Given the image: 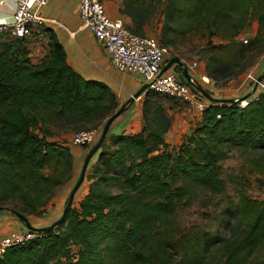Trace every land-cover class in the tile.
Instances as JSON below:
<instances>
[{
  "label": "trees",
  "instance_id": "16d2710c",
  "mask_svg": "<svg viewBox=\"0 0 264 264\" xmlns=\"http://www.w3.org/2000/svg\"><path fill=\"white\" fill-rule=\"evenodd\" d=\"M121 1V17L130 20L128 25L124 19L125 24L137 35L148 36L147 27L162 15L154 38L167 50L179 37L212 28V37L226 42L213 46L215 54L203 65L213 80L244 73L250 67L232 74L248 53L264 50V0ZM253 22L258 32L245 45L238 37ZM32 28L24 38L0 34V206L20 203L16 209L27 217L45 213L59 188L68 186V200L88 152L120 108L109 85L87 80L69 65L53 30ZM38 46L46 54L34 63L31 55ZM263 73L264 65L255 77ZM250 85L249 90L254 81ZM258 91L244 108L197 94L207 106L192 132L172 149L169 112L185 102L147 92L140 132L110 129L75 198L82 199L77 206L74 201L65 221L41 232L40 239L9 248L0 264H264V200L244 190L224 234L177 222L179 210L199 194L226 197L221 164L232 150L249 154L251 163L256 159L254 169L264 175V89ZM47 123L99 126V134L90 146L75 147L71 138L65 144L54 141V134L41 126ZM72 148L82 149V156Z\"/></svg>",
  "mask_w": 264,
  "mask_h": 264
},
{
  "label": "rangeland",
  "instance_id": "374dc122",
  "mask_svg": "<svg viewBox=\"0 0 264 264\" xmlns=\"http://www.w3.org/2000/svg\"><path fill=\"white\" fill-rule=\"evenodd\" d=\"M161 21L162 15L158 14L151 24L152 26L150 25L147 27L145 32L146 35L156 37V34L162 27V23H160ZM258 29L259 26L257 22H253L251 28L240 35L238 40L240 42L242 39H247L248 41L251 40V38L255 37L257 34ZM212 31L213 29L211 28L202 30L199 33L190 32L186 34L184 38H177L174 46H171L168 50L169 55H167V58L178 57L185 63L198 62L200 70L201 68L205 69L206 65L209 64L211 60L209 57L215 54L213 46L226 44V42L223 41L219 36L212 37ZM217 35L219 34L217 33ZM263 65L264 50L248 53L247 57H245L243 61H240L239 67L233 70L232 74H234V72H238L241 67L247 66L250 68L236 77L234 75H230L214 80L216 82V90L219 91L220 89H223L229 92V94L235 95V93H237L236 90L239 89V91H242L243 93L246 88V83H250L247 79L248 75L250 73L255 75L259 71V68ZM250 86L251 85L248 84L247 88ZM216 93L227 95V93H221L220 91H216ZM256 93H259L258 89ZM143 97L145 96L143 95ZM184 102L185 103L179 104L180 107H176L174 110L169 112V115H171L173 121V133L171 136H169V138L167 137L170 149L179 147L185 138L190 134V132H192V129L196 125V117L200 112L195 104L186 101ZM121 116H123V114ZM41 126H45L49 131H51L54 134L52 139L59 143L64 142L66 137H71L76 132L82 130L99 129V126L90 125L80 127L79 129H77V127L71 128L65 125L62 126L61 124L51 123L41 124ZM83 160V158L80 159L79 163L75 167V170H79ZM253 162L251 163L249 154L242 152L241 150H232L229 159L221 164L222 177L225 180L227 186L226 197L212 195L207 192L199 194L189 206L179 210L177 214V222L179 225L181 227H187L188 229L197 227L213 234L226 233L229 224L232 223L230 218L232 214V207L237 202L239 191L244 190L248 192V194L253 198L264 200V175L260 174L256 169H254L255 166ZM60 191H62V188H59L55 192V195L49 200L45 208V213H43L41 216H28L29 221L33 226L35 221L38 219H44L46 215L48 216V211L50 208L52 207L51 209H53L51 201H53L54 197H59ZM81 199L82 195H80L79 198L75 200V206L78 205ZM66 203L67 201L65 200L64 207ZM5 206L12 208L13 210H17L21 207V204L17 202H9L6 203ZM56 213H58V216L60 215L59 212ZM55 216L53 214L52 217L54 218ZM58 216L56 217L58 218ZM23 229H25V231L27 230L26 227H23Z\"/></svg>",
  "mask_w": 264,
  "mask_h": 264
},
{
  "label": "crops",
  "instance_id": "0c3cea01",
  "mask_svg": "<svg viewBox=\"0 0 264 264\" xmlns=\"http://www.w3.org/2000/svg\"><path fill=\"white\" fill-rule=\"evenodd\" d=\"M104 1L106 10L111 17H121V0ZM14 12V0H0V25L11 24L13 22ZM40 15L47 20L44 27L54 31L58 41L66 51L69 65L85 79L103 82L109 85L117 94L120 107L145 84L141 76L137 74L123 73L114 68L110 62L107 51L97 41L91 30L83 26L80 18L78 0H50L47 6L41 9ZM125 21L128 25L131 23L128 19H125ZM31 33L28 36H30ZM42 40L43 45L46 44V38L42 36ZM45 54L46 49L44 47L38 46L35 48L31 55L34 63H38ZM190 64L191 63H188V65ZM175 69L176 68L171 69V72L176 73ZM258 72L255 75H258ZM190 73L200 85H206L207 91L217 98L242 97L251 90L247 88L250 83H246V88L243 93L238 89L236 90L237 93L233 95L229 94L226 90L220 89L219 91L221 93H227V95L217 94L216 91H219L212 85L214 80L206 75L203 68H201V70L200 68L195 71L191 70ZM194 94L195 97H199L197 96L198 93L194 92ZM256 94L257 93L253 96ZM206 100L201 101L206 105ZM142 104L143 97L131 105L123 116L119 117L113 123L111 126L112 133L119 134L126 131L128 134H135L140 132L142 127ZM172 133L173 131L171 130L167 137L169 138ZM70 138V136L66 137L65 141L62 143L65 144ZM72 151L78 153V157L83 154V151L80 148H72ZM67 187L62 188L59 197L56 196L53 201H51L53 209H51L52 207L50 208L48 216L46 215L44 219H38L35 222L33 221L35 227H47L48 222L58 216V213L56 212H59V214L62 215L64 201L67 195ZM53 214L54 216L56 214L54 218L52 217ZM22 225L23 224L18 221V218L10 210H4L3 213L0 214V240L11 231H25V229H23L25 226Z\"/></svg>",
  "mask_w": 264,
  "mask_h": 264
},
{
  "label": "built area",
  "instance_id": "2783aa9c",
  "mask_svg": "<svg viewBox=\"0 0 264 264\" xmlns=\"http://www.w3.org/2000/svg\"><path fill=\"white\" fill-rule=\"evenodd\" d=\"M50 0H14L15 12L11 24L0 25V34L9 33L17 38L28 36L32 27L42 26L46 19L40 15L42 8ZM80 18L83 26L89 28L98 42L109 54L110 62L118 71L141 76L145 84H149L147 92H155L164 96L184 100L196 105L201 112L206 105L197 100L194 86L182 83L175 72L161 75L169 52L152 36H141L131 32L122 17H111L102 0H78ZM248 44L247 39H242ZM198 62L189 65L190 71L199 69ZM249 81H257L253 73L247 77ZM216 82L212 85L215 88ZM264 89V84L260 85ZM142 95V97H143ZM141 97V98H142ZM140 98V99H141ZM139 99V100H140ZM138 101V100H137ZM246 107L247 102L239 104ZM99 134V129L82 130L71 137L75 147H85L93 144ZM42 237L41 232L11 231L0 240V256L9 248L24 245Z\"/></svg>",
  "mask_w": 264,
  "mask_h": 264
},
{
  "label": "water",
  "instance_id": "95a60500",
  "mask_svg": "<svg viewBox=\"0 0 264 264\" xmlns=\"http://www.w3.org/2000/svg\"><path fill=\"white\" fill-rule=\"evenodd\" d=\"M173 68H176L175 71L178 74L179 79L182 81V83H184L186 85L192 84L194 86V92L195 93L200 94L202 97L207 99L209 102H213V103H234V104L236 103L239 105L242 102H246L248 99H250L257 92V89H258L260 83H262V81L264 80V73H263L261 76L258 77V79L254 83L252 89L246 95H244L242 97L217 98L214 95H212L211 93H209L207 90H205L202 87V85H200L196 81V79L190 73L188 63L181 61L180 58H178V57H174V58L169 60V62L162 69L161 75L171 71V69H173ZM148 88H149V84H144L137 93H135L128 101H126L119 108V110H117L107 120L106 124L103 127V130L101 132V135H100L98 141L92 146V148L88 152V154H87V156L83 162L79 179H78L77 183L75 184V186L73 187L72 191L70 192L69 198H68L67 203L64 207L62 215L60 216V218L56 222H54L49 227L37 228L30 223V221L26 215L20 213L17 210L10 209V211L18 218V220H20L22 222V224L26 227V229L31 230V231H35V232H45V231L52 230V229L58 227L59 225H61L65 221L67 214L69 213V211L71 210V208L74 204L77 193L79 192L82 185L84 184L89 164H90L91 160L93 159V157L101 149L103 142L105 141V139L107 138V136L109 134L111 126L122 114H124L127 111V109L131 105H133L137 100H139L142 97V95L148 90ZM7 209L8 208H6V207L0 206V212L7 210Z\"/></svg>",
  "mask_w": 264,
  "mask_h": 264
}]
</instances>
